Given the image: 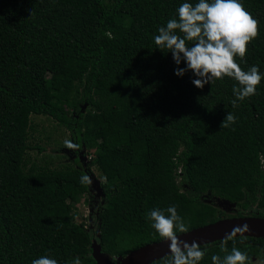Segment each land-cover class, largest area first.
Listing matches in <instances>:
<instances>
[{
    "label": "trees",
    "instance_id": "1",
    "mask_svg": "<svg viewBox=\"0 0 264 264\" xmlns=\"http://www.w3.org/2000/svg\"><path fill=\"white\" fill-rule=\"evenodd\" d=\"M184 2L199 0H0V264L45 255L95 264L72 206L89 194L85 168L75 157L62 169L25 170L31 115L66 130L99 172L105 255L162 239L147 218L154 208L176 205L188 230L219 219L216 199L233 203L236 216L264 218V79L233 107L234 79L197 88L191 70L177 76L185 62L156 48L154 36ZM241 3L258 36L234 59L264 73V0ZM228 112L236 122L220 127ZM226 239L199 245V264L223 258ZM233 246L264 255L262 237L236 236Z\"/></svg>",
    "mask_w": 264,
    "mask_h": 264
},
{
    "label": "clouds",
    "instance_id": "2",
    "mask_svg": "<svg viewBox=\"0 0 264 264\" xmlns=\"http://www.w3.org/2000/svg\"><path fill=\"white\" fill-rule=\"evenodd\" d=\"M176 11L178 18L169 19L166 26L159 27L158 34L154 36L156 48L170 51L177 65L182 60L185 62L186 67H177L175 74L183 76L186 71L191 70L197 77L192 80L197 88H203L206 83L211 84L225 77L234 79L237 84L232 88L235 96L231 101L233 107H238V102L255 95L257 86L264 79V73L256 65L244 71L234 59L238 56L243 61L247 45L258 36L259 21L246 10L241 0H199L194 5L184 2ZM236 119L235 115L228 112L220 127L227 128ZM65 144L69 148L74 147L68 141ZM80 182L90 184L91 180L83 175ZM147 218L152 221L151 226L160 237L170 241V257L164 260V264H199L205 251L195 241L189 244L177 236V231L187 232L188 226L178 215L176 205L166 209L154 208ZM248 230L247 225L234 228L220 245L221 251L227 254L223 258L213 255L212 264H251L246 252L235 246L229 252L226 247L228 239ZM233 244L235 245V240ZM31 264L58 262L45 255L32 260ZM72 264H81V260L75 258Z\"/></svg>",
    "mask_w": 264,
    "mask_h": 264
},
{
    "label": "rangeland",
    "instance_id": "3",
    "mask_svg": "<svg viewBox=\"0 0 264 264\" xmlns=\"http://www.w3.org/2000/svg\"><path fill=\"white\" fill-rule=\"evenodd\" d=\"M47 76V75H46ZM65 141L70 142L74 147L66 146ZM27 143L32 147L24 157L25 170L35 166L37 169L58 170L71 164L76 157L85 168L87 176L90 178V194L84 193L77 197L72 203L75 211V222H83L86 230L90 234L91 242H97L98 230L96 229V215L102 206L100 183L102 178L94 166H88L89 155L84 153V149L76 150L75 144L70 134L59 127L52 119L43 115L30 116V128L28 129ZM40 148L38 150L37 148ZM97 188H96V187ZM99 193V195H94ZM208 202V200H206ZM217 212L220 218H228L238 211L236 206H219ZM91 255V249H90ZM105 257V258H104ZM103 261L106 264H117V259L113 256L105 255ZM253 264H257L256 261Z\"/></svg>",
    "mask_w": 264,
    "mask_h": 264
},
{
    "label": "water",
    "instance_id": "4",
    "mask_svg": "<svg viewBox=\"0 0 264 264\" xmlns=\"http://www.w3.org/2000/svg\"><path fill=\"white\" fill-rule=\"evenodd\" d=\"M94 195H99V193H95ZM216 204L227 207L234 206L233 203L219 199H216ZM243 225H247L249 230L243 234L236 233L234 237L251 236L264 238V218L254 216L220 218L211 223L189 229L187 232L177 233V236L180 240L186 241L189 244L195 241L197 244L203 245L225 239L232 233L234 228L242 227ZM169 243L170 241L162 238L158 241L139 246L130 250L124 257L117 259V264H150L163 256L170 255ZM90 249L91 257L95 264H106L102 260L105 254L100 251L98 243L91 242Z\"/></svg>",
    "mask_w": 264,
    "mask_h": 264
},
{
    "label": "flooded vegetation",
    "instance_id": "5",
    "mask_svg": "<svg viewBox=\"0 0 264 264\" xmlns=\"http://www.w3.org/2000/svg\"><path fill=\"white\" fill-rule=\"evenodd\" d=\"M89 188H90V184H89ZM89 194H90V190H89ZM236 213L237 211H235V214L231 215L230 217L236 216L237 215ZM250 261H251V264H253L254 261H256L257 264H264V255L263 254L255 255L250 259Z\"/></svg>",
    "mask_w": 264,
    "mask_h": 264
}]
</instances>
